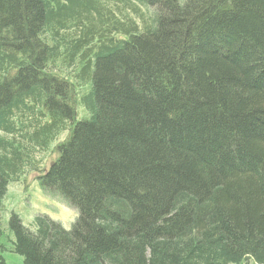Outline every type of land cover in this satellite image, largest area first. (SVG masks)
Wrapping results in <instances>:
<instances>
[{
	"label": "trees",
	"instance_id": "trees-1",
	"mask_svg": "<svg viewBox=\"0 0 264 264\" xmlns=\"http://www.w3.org/2000/svg\"><path fill=\"white\" fill-rule=\"evenodd\" d=\"M28 170L77 216L11 213L24 264H264V0H0V204Z\"/></svg>",
	"mask_w": 264,
	"mask_h": 264
},
{
	"label": "rangeland",
	"instance_id": "rangeland-1",
	"mask_svg": "<svg viewBox=\"0 0 264 264\" xmlns=\"http://www.w3.org/2000/svg\"><path fill=\"white\" fill-rule=\"evenodd\" d=\"M79 116L84 114L83 109L76 105ZM68 131H62L46 151H36L34 157L39 158L38 166L46 170L56 158L55 146L63 140ZM39 169V170H40ZM39 170H28L15 182L8 185L7 193L0 204V254L5 259L6 264H24L20 255L4 250L2 245L8 242L7 223L11 213L17 214L24 224L37 214H46L52 219L60 222L62 226L69 229L74 222L77 211L65 205L59 198L51 197L43 193L39 186ZM28 221V222H30ZM236 264H254L253 260H243Z\"/></svg>",
	"mask_w": 264,
	"mask_h": 264
},
{
	"label": "water",
	"instance_id": "water-1",
	"mask_svg": "<svg viewBox=\"0 0 264 264\" xmlns=\"http://www.w3.org/2000/svg\"><path fill=\"white\" fill-rule=\"evenodd\" d=\"M51 164H53V163H51Z\"/></svg>",
	"mask_w": 264,
	"mask_h": 264
}]
</instances>
